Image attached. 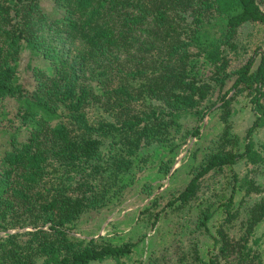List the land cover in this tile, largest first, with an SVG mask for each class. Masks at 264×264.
Masks as SVG:
<instances>
[{"label": "trees", "instance_id": "16d2710c", "mask_svg": "<svg viewBox=\"0 0 264 264\" xmlns=\"http://www.w3.org/2000/svg\"><path fill=\"white\" fill-rule=\"evenodd\" d=\"M0 125V264H264V0H0ZM134 189L147 232L74 234Z\"/></svg>", "mask_w": 264, "mask_h": 264}, {"label": "rangeland", "instance_id": "374dc122", "mask_svg": "<svg viewBox=\"0 0 264 264\" xmlns=\"http://www.w3.org/2000/svg\"><path fill=\"white\" fill-rule=\"evenodd\" d=\"M46 2V1H45ZM43 4L44 7L51 13V8L48 5V1ZM244 37H247L246 33ZM22 61V71H23V78H28L27 69V59L31 57L28 52H26L23 56ZM31 59V58H30ZM40 65L43 66L42 61L39 60L38 62ZM44 63V62H43ZM47 66V65H46ZM239 107V114L235 119V128L236 132L241 135H244L249 127L252 125L254 121L253 114L250 110V106L242 103L238 105ZM209 118L205 121V126H213L209 124ZM212 123V122H211ZM213 128V127H212ZM211 128V129H212ZM209 130V129H208ZM28 137V131L25 128H19L17 126L10 127L5 125H0V149H4L8 143L13 139L16 138L18 141H24ZM257 139H263V134H261ZM197 140L194 139L189 145L183 147L180 152V155L176 161V164L173 168V171L176 169L177 174L172 177V173L169 174L167 178H162L159 183L164 184V188L161 189L159 192L164 190L166 187L170 186L171 184L175 185H183L189 179L188 170L186 168L187 163L189 162L186 160V156L189 154V151L194 147V143ZM201 144H204L205 141H199ZM186 158V159H185ZM172 171V172H173ZM238 171L240 174L244 175L247 173L248 169L244 165H240L238 167ZM264 179V175L261 176ZM158 184V183H157ZM151 200V199H149ZM149 200L145 198H140V195H137V190H132L126 198L124 204L113 211H104L101 213H93L89 215H85L82 220L78 223L77 228L75 229L74 234L78 237L82 238H92L96 237L97 235H109V236H116L114 233H117L121 237L126 236H133L134 238L138 237V233L144 234L147 230L144 228V224L140 226L138 223V217L140 208L145 206ZM261 234L259 232L258 236ZM2 236V234H0ZM102 264H113L111 262H106Z\"/></svg>", "mask_w": 264, "mask_h": 264}]
</instances>
